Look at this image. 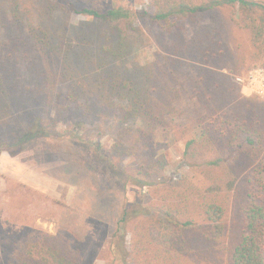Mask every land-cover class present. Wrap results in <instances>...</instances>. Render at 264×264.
Here are the masks:
<instances>
[{
  "label": "trees",
  "instance_id": "trees-1",
  "mask_svg": "<svg viewBox=\"0 0 264 264\" xmlns=\"http://www.w3.org/2000/svg\"><path fill=\"white\" fill-rule=\"evenodd\" d=\"M150 1L148 20L171 44L164 48L161 43L166 54L141 66L130 58L145 36L124 8L99 10L56 0V8L87 19L71 36L56 8L33 12L19 0H0V99L52 108L56 87L68 83L61 114L81 112L86 118L99 111L122 124L139 121L141 164L123 169L109 163L123 188L139 190L133 198L140 208L133 205L130 212L126 207L121 225L130 216L145 214L139 201L142 188L167 184L166 160L156 154L153 132L168 130L186 139L183 163L197 180L182 178L174 183L181 191L176 200L153 203L152 214L131 239L130 248L137 252L133 264L202 263L223 254L228 264H264V101L243 97L220 72L230 64L234 74L242 70L233 19L223 10L230 9L256 50L264 52V3ZM187 62L192 65L185 68ZM188 100L201 106L195 118H186L178 108ZM37 119L16 143L3 145L11 155L47 134ZM0 264H5L1 254ZM6 264H80V256L61 235L32 230Z\"/></svg>",
  "mask_w": 264,
  "mask_h": 264
},
{
  "label": "rangeland",
  "instance_id": "rangeland-1",
  "mask_svg": "<svg viewBox=\"0 0 264 264\" xmlns=\"http://www.w3.org/2000/svg\"><path fill=\"white\" fill-rule=\"evenodd\" d=\"M19 1L33 12L56 8V0ZM63 1L99 10L126 9L132 16L133 25L145 36L143 46L130 58L138 65L153 63L166 54L161 50V43L164 48L171 44L170 37L148 20L152 11L150 0ZM256 1L264 3V0ZM58 8L57 19L66 25L71 36L87 23L83 15ZM223 14L233 19L234 45L240 46L237 53L242 70L240 74H234L230 64L220 72L240 88L243 97L264 101V96L256 93L246 80L250 71L264 69V52L256 50L249 32L237 23L238 19L231 15L230 9H224ZM187 65L192 64L187 62L184 67ZM237 77L243 78L244 82H237ZM69 89L68 83L56 87L52 108L41 104L19 105L0 99V254L5 264L11 261L17 243L32 230L64 237L79 254L80 264H133L137 252L130 248L131 239L140 222L152 214L153 203L176 200L175 196L181 191L175 190L174 183L182 178L197 180L194 170L183 163L186 139L176 138L168 130L153 132L156 154L163 155L166 160L164 176L167 184L142 188L139 201H142L140 205L145 214L130 216L125 224H119L123 210L127 207L132 212V206L138 205L133 196L139 190L134 185L123 188L121 179L109 163L123 169H134L141 164L143 141L137 133L141 124L138 120L122 124L99 111L90 112L91 116L86 118L81 112L63 115L59 107L66 104ZM178 108L184 110L186 118H195L201 111V106L192 100ZM37 118L47 127V134L36 137L23 151L11 155L9 148L3 145L16 143L22 132L33 122L38 123ZM186 120L183 118V122ZM194 131L199 135V129ZM225 221L230 224V214ZM224 239L226 243L228 236ZM183 264L228 262L223 254L215 258L208 256L202 263L188 261Z\"/></svg>",
  "mask_w": 264,
  "mask_h": 264
},
{
  "label": "built area",
  "instance_id": "built-area-1",
  "mask_svg": "<svg viewBox=\"0 0 264 264\" xmlns=\"http://www.w3.org/2000/svg\"><path fill=\"white\" fill-rule=\"evenodd\" d=\"M236 80L239 83L244 82V79L241 77H237ZM246 80L248 81V85H253L256 93L264 96V69L250 71Z\"/></svg>",
  "mask_w": 264,
  "mask_h": 264
}]
</instances>
